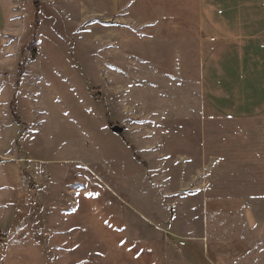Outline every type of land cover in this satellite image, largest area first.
<instances>
[{
	"label": "rangeland",
	"instance_id": "rangeland-1",
	"mask_svg": "<svg viewBox=\"0 0 264 264\" xmlns=\"http://www.w3.org/2000/svg\"><path fill=\"white\" fill-rule=\"evenodd\" d=\"M124 3L110 23L0 0V233L34 235L64 264H218V226H246L247 211L264 224V118L222 119L204 102L198 0ZM235 57L264 67L261 49Z\"/></svg>",
	"mask_w": 264,
	"mask_h": 264
},
{
	"label": "crops",
	"instance_id": "crops-1",
	"mask_svg": "<svg viewBox=\"0 0 264 264\" xmlns=\"http://www.w3.org/2000/svg\"><path fill=\"white\" fill-rule=\"evenodd\" d=\"M40 1L41 6L45 7L74 8L80 17L103 16L110 23H117L120 18L122 22L125 20L123 8L126 2L124 3V0ZM94 2L99 6H104L106 3V12L92 9ZM224 7L233 15L238 13L237 16L234 15L236 18L224 19L226 15ZM253 9L257 10L256 14H250ZM122 22L118 25H110L111 30L119 31V26L124 24ZM198 23L203 51L206 53L202 62L200 79L204 102L222 119L249 121L264 118V67L255 69L245 67L237 64L238 60L235 57L237 53L239 56L243 53L252 54L256 49L264 51V0L254 2L237 0V3L229 5L228 0L226 2L198 0ZM4 29L5 14L0 4V47ZM216 56H226L227 64L222 61L214 64ZM241 60L242 58L240 62ZM256 64L264 66V60ZM11 104L12 102L10 106ZM251 212L245 213L248 216V220L245 219L246 226L217 227L219 243L216 250L215 248L212 250L216 251L218 264H264V224L257 218H251L249 214L254 216ZM253 219H256L255 223ZM126 224L129 229L130 223ZM18 228L19 226L10 227L12 237L16 235ZM49 229L51 234L52 231L55 232L52 235L57 237V240L65 238L64 233L67 230L64 226ZM160 230H166V228ZM4 237L5 234L0 233V264H64L66 262L65 258L58 254L49 255L50 257L44 254V256L34 235L23 244L18 243L17 239ZM163 237L164 235L160 240H163ZM19 250L20 254H18ZM94 259L97 258L86 255L72 256L70 262L80 264L97 262Z\"/></svg>",
	"mask_w": 264,
	"mask_h": 264
},
{
	"label": "trees",
	"instance_id": "trees-1",
	"mask_svg": "<svg viewBox=\"0 0 264 264\" xmlns=\"http://www.w3.org/2000/svg\"><path fill=\"white\" fill-rule=\"evenodd\" d=\"M38 6H39V5H38V2H35V7H36V16H35V24H34V27H35V33L38 32L39 23H40V21H39L40 10L38 9ZM35 35H37V34H35ZM35 35H34V36H35ZM34 44H35V40H34V42H31L30 47H33ZM77 65H78V64H77ZM91 90L93 91V90H95V89H94V88H91ZM11 111H12L14 117L17 118V117H16V105H15L14 102H12V104H11ZM142 164H144V163H142Z\"/></svg>",
	"mask_w": 264,
	"mask_h": 264
},
{
	"label": "built area",
	"instance_id": "built-area-1",
	"mask_svg": "<svg viewBox=\"0 0 264 264\" xmlns=\"http://www.w3.org/2000/svg\"><path fill=\"white\" fill-rule=\"evenodd\" d=\"M44 178L48 181L50 180L48 175H45ZM22 184L31 191H34L37 188V185L33 182L32 178L27 175L22 177Z\"/></svg>",
	"mask_w": 264,
	"mask_h": 264
},
{
	"label": "water",
	"instance_id": "water-1",
	"mask_svg": "<svg viewBox=\"0 0 264 264\" xmlns=\"http://www.w3.org/2000/svg\"><path fill=\"white\" fill-rule=\"evenodd\" d=\"M111 131L116 134L119 135L120 138L124 139V129L119 127V126H112L111 127Z\"/></svg>",
	"mask_w": 264,
	"mask_h": 264
}]
</instances>
